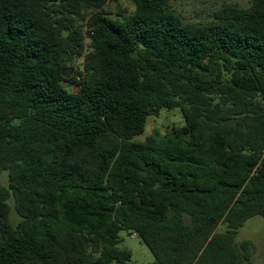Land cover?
<instances>
[{
	"label": "trees",
	"instance_id": "1",
	"mask_svg": "<svg viewBox=\"0 0 264 264\" xmlns=\"http://www.w3.org/2000/svg\"><path fill=\"white\" fill-rule=\"evenodd\" d=\"M173 1L0 0V264H126L123 230L152 264H253L236 237L264 218V0L207 23ZM174 108L183 126L136 140Z\"/></svg>",
	"mask_w": 264,
	"mask_h": 264
},
{
	"label": "rangeland",
	"instance_id": "2",
	"mask_svg": "<svg viewBox=\"0 0 264 264\" xmlns=\"http://www.w3.org/2000/svg\"><path fill=\"white\" fill-rule=\"evenodd\" d=\"M251 0H175L172 3L173 9L188 23H207L210 21L212 13L225 3H235L246 7ZM107 11L115 15L119 10H125L132 13L135 6L132 0H119L118 3H108L105 7ZM89 45V40L86 42ZM83 58H76L71 62L72 70H69L70 76H76L83 71ZM63 86L72 93L79 92V87L69 82H63ZM184 125L183 116L179 108L172 110H162L158 116L150 117L147 122L146 131L143 136L136 140L143 141L147 136L155 132L165 134L175 127ZM0 184L8 185V173L4 171L0 176ZM11 206L10 222L16 225L20 218L15 211L13 198L9 200ZM225 225H221L219 230H224ZM120 249L131 253L132 258L126 264H152L154 256L149 248L133 233L123 230L120 232ZM250 240L255 247V253L252 258L253 264H264V218L256 216L249 219L245 225L238 231L236 242Z\"/></svg>",
	"mask_w": 264,
	"mask_h": 264
},
{
	"label": "built area",
	"instance_id": "3",
	"mask_svg": "<svg viewBox=\"0 0 264 264\" xmlns=\"http://www.w3.org/2000/svg\"><path fill=\"white\" fill-rule=\"evenodd\" d=\"M135 235V234H134Z\"/></svg>",
	"mask_w": 264,
	"mask_h": 264
}]
</instances>
